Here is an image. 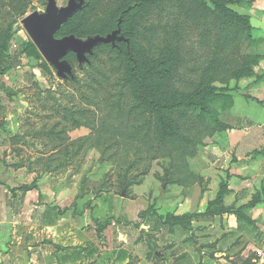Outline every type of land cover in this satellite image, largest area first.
<instances>
[{
  "label": "rangeland",
  "instance_id": "1",
  "mask_svg": "<svg viewBox=\"0 0 264 264\" xmlns=\"http://www.w3.org/2000/svg\"><path fill=\"white\" fill-rule=\"evenodd\" d=\"M220 1L248 18L246 5L257 0ZM50 2L58 12L69 0H0V65L3 55L12 63L11 71L0 73L2 217V209L10 207L18 218H36L35 211L33 216L20 212L21 187L33 181L35 188L26 195L39 191V202L49 205L57 201L52 192L61 191L58 202L65 206L78 189L87 197L106 189L122 203L119 193L131 192L127 186L147 173L186 175L182 158L196 154L209 132L208 99L191 107L164 105L179 97L197 101L207 89L229 90L242 73L252 79L264 59V41H257L252 29L248 34L246 20L224 15L211 0H146L143 5L140 0H76V11L51 40H101L81 58L68 50L61 59L70 72L61 76L40 52L45 44L29 35ZM167 124L177 132L165 130ZM120 207L118 215L125 218ZM144 217L132 210L130 224L121 218L118 225L142 227L148 225ZM154 220V227H163ZM183 223L190 228L174 224L157 233L133 228L136 241L123 243L130 252L124 264H232L225 245L213 244L219 229L192 227L191 219ZM147 235L154 239L148 245L141 240ZM258 236L264 239V230ZM241 252L233 264L257 253Z\"/></svg>",
  "mask_w": 264,
  "mask_h": 264
},
{
  "label": "crops",
  "instance_id": "2",
  "mask_svg": "<svg viewBox=\"0 0 264 264\" xmlns=\"http://www.w3.org/2000/svg\"><path fill=\"white\" fill-rule=\"evenodd\" d=\"M244 12L249 16L252 36L264 40V0L246 5ZM255 71L253 80L243 77L210 100L216 118L225 127L212 130L197 153L187 158L192 173L188 181L165 176L163 171L154 178L150 172L142 181L128 186L131 192L119 193L124 195L122 203L117 195L105 193L106 189L95 197L75 190L70 205L65 206L58 202L61 191L52 192L57 201L53 198L52 204L45 205L39 202V191L32 196L26 194L33 188L21 190L24 201L20 212L28 210L33 216L31 212L35 211L37 215L33 219L18 218V211L2 209L5 217L0 215V264H124L130 254L126 245L135 240L133 228L144 233L154 229L157 233L169 228L165 224L154 227L157 215L165 221L168 214L187 213L199 215L192 220V227L207 224L222 232L221 239L213 244L225 245L230 263L237 261L236 254H244V248L258 253L264 247V239L258 236L264 230V59ZM222 184L226 185L222 203L212 205V214L205 219L200 214L216 199ZM156 190L160 197L155 196ZM120 206L125 218L118 215ZM222 208L228 211L222 212ZM137 209L148 211L144 213L148 225L141 227L135 222L133 228L119 227L121 218L130 224V214ZM103 222L104 227H99ZM176 228L182 230L179 225ZM141 240L148 245L154 239L147 235Z\"/></svg>",
  "mask_w": 264,
  "mask_h": 264
},
{
  "label": "trees",
  "instance_id": "3",
  "mask_svg": "<svg viewBox=\"0 0 264 264\" xmlns=\"http://www.w3.org/2000/svg\"><path fill=\"white\" fill-rule=\"evenodd\" d=\"M214 7L217 8L220 12L224 13V15L226 16H230V17H238V18H243L244 20H246V30L248 31V34L249 31L252 29V26L250 24V21H249V17H245V16H241V15H238L235 11H233L232 9L228 8L223 2H221L220 0H211ZM146 0H140V4L143 5L145 4ZM63 26V25H62ZM61 26V27H62ZM60 27V28H61ZM257 41H264L263 39H256ZM19 55L20 53H16L15 57H14V61L16 63H19ZM2 65H0V73H4V72H7V71H11L12 69V63H11V58L8 56V55H3V61H2ZM239 79L242 78L243 76V73L238 75ZM221 92H224V91H219V90H215V89H212V90H204L202 95L200 94L199 95V99H197V101H194L193 100V97H179L177 99H174L172 101H170L169 103H166L164 106H167V107H191V106H194V105H202L206 99L207 100V104L209 105V112H210V115H211V120L210 122L208 123V126H209V132H208V135L211 133L212 130L216 129V128H222V127H225L222 123H220L218 121V119L216 118V112L211 108V105H210V100L213 99V97L215 96H219L221 94ZM200 108H203V106H200ZM171 130L173 133H176L177 132V129H175L174 127L172 126H168L165 125V130ZM164 131V130H163ZM207 135V136H208ZM196 151V150H195ZM193 153H190L188 155H185L183 158H182V166L186 168V175L183 171V173L181 174H176V175H173L174 174V171L172 170L171 172V175L173 176H178L180 177L179 180H182L184 182L187 181V178L189 180V178L192 177V173L189 171L188 167H187V158L189 157H192ZM176 171L179 172V169L176 168ZM128 187V186H127ZM22 191L23 192H26L27 190L31 189V188H35V184L32 183L30 185H23L22 187ZM226 191V185L225 184H222L221 187H220V191L216 197V199L212 202L209 203L206 211L203 213V214H200V215H207L209 216V214H212L211 212V209H213L211 206L212 205H219L222 203V197H223V194L225 193ZM225 211H228L227 209H224L222 208V212H225ZM146 213V212H143V214ZM199 215H194V214H190V213H187V214H184L182 216H174V215H171V214H168L165 218V221H162L161 219L163 217L161 216H158L157 215V219L160 221H162V225L165 224V225H168V226H173L174 224L175 225H179L181 227H184V228H190V227H185L183 221L185 219H191V221L197 217ZM169 222L171 224H169ZM105 225V222H103L101 225H98L99 227H104Z\"/></svg>",
  "mask_w": 264,
  "mask_h": 264
},
{
  "label": "water",
  "instance_id": "4",
  "mask_svg": "<svg viewBox=\"0 0 264 264\" xmlns=\"http://www.w3.org/2000/svg\"><path fill=\"white\" fill-rule=\"evenodd\" d=\"M75 1L69 0L67 6L61 8L58 12L54 3L50 2L46 15L37 16L29 29V35L35 43L43 42L45 44L40 47V52L57 69L58 75L61 76L70 72V66L61 59L68 50L75 52L78 58H81L84 51L93 46L98 40H101L94 38L80 42L73 36L51 40L54 32L76 11L77 4Z\"/></svg>",
  "mask_w": 264,
  "mask_h": 264
},
{
  "label": "built area",
  "instance_id": "5",
  "mask_svg": "<svg viewBox=\"0 0 264 264\" xmlns=\"http://www.w3.org/2000/svg\"><path fill=\"white\" fill-rule=\"evenodd\" d=\"M247 264H264V249L250 258Z\"/></svg>",
  "mask_w": 264,
  "mask_h": 264
}]
</instances>
